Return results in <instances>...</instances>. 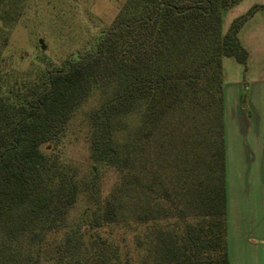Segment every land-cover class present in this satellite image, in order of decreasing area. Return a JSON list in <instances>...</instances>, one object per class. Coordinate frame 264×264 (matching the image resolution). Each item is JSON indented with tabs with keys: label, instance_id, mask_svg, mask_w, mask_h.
I'll return each mask as SVG.
<instances>
[{
	"label": "trees",
	"instance_id": "1",
	"mask_svg": "<svg viewBox=\"0 0 264 264\" xmlns=\"http://www.w3.org/2000/svg\"><path fill=\"white\" fill-rule=\"evenodd\" d=\"M24 1L0 0V264H231L223 59L246 64L239 31L264 4L223 32L240 0H125L92 49L20 73L4 48ZM96 94L82 176L60 146Z\"/></svg>",
	"mask_w": 264,
	"mask_h": 264
},
{
	"label": "rangeland",
	"instance_id": "2",
	"mask_svg": "<svg viewBox=\"0 0 264 264\" xmlns=\"http://www.w3.org/2000/svg\"><path fill=\"white\" fill-rule=\"evenodd\" d=\"M124 1L25 0V7L18 23L8 33L4 56L8 58V64L20 73L39 68L46 70L64 68L68 65L69 59L94 47L100 34L113 21ZM262 2L264 0H240L232 7L223 10L222 31L226 32L235 18L245 14L256 4H264ZM259 11L264 12V9ZM2 38L0 36V45ZM228 60L237 61L235 58H225L223 67L224 78L227 87L229 86L226 87V98L230 102L234 98L232 94L234 85H228V81L232 77L235 78L238 72L236 69L231 71ZM240 99L243 104L242 94ZM99 102L100 96L96 94L82 105L72 118L60 146L62 160L82 176L87 175L92 167L88 142V115L91 108ZM42 148L44 151H50L53 144H45ZM114 180L113 174H106L102 184L103 190L110 189ZM90 206L87 199L81 195L71 211L70 220L80 219Z\"/></svg>",
	"mask_w": 264,
	"mask_h": 264
},
{
	"label": "crops",
	"instance_id": "3",
	"mask_svg": "<svg viewBox=\"0 0 264 264\" xmlns=\"http://www.w3.org/2000/svg\"><path fill=\"white\" fill-rule=\"evenodd\" d=\"M239 38L248 58L228 60L238 72L228 81L230 102L224 79L228 254L231 264H264V12L244 23ZM228 57L235 58L224 57L223 67Z\"/></svg>",
	"mask_w": 264,
	"mask_h": 264
}]
</instances>
